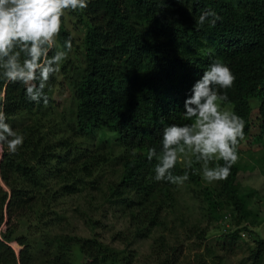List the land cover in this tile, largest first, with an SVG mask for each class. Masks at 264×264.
Masks as SVG:
<instances>
[{
  "label": "trees",
  "instance_id": "1",
  "mask_svg": "<svg viewBox=\"0 0 264 264\" xmlns=\"http://www.w3.org/2000/svg\"><path fill=\"white\" fill-rule=\"evenodd\" d=\"M205 10L220 16L215 27L207 22L198 25ZM79 15L87 29L84 51L78 54L81 64L70 65V60L60 64L44 89L47 106L42 100H29L22 83L0 80V109L6 122L24 137L15 154L6 148L0 154V181L4 185H0V225L8 224L0 236V264H33L38 244L27 236H16L20 221L32 220L33 227L42 224L44 233V228L56 225L52 218L57 216L54 207H59V199L79 196L75 216L92 235H70L66 228L59 234L47 233L41 245L51 251L47 264L75 263V249L82 258L78 264H133L132 251L113 243L124 241L130 247L132 241L152 235L165 223L174 201L175 184L154 179L156 161L147 159V149L159 150L165 125L190 122L183 119L184 100L214 59L226 63L235 76L231 88L219 91L228 97L224 106L245 121L238 153L250 136L264 133V0H90ZM69 37L61 27V47ZM67 90L77 102L71 128L64 130L50 122L54 129L47 134L41 120L21 128L14 126L23 112L51 115L53 95ZM253 100L259 103L256 117ZM58 130L64 135H52ZM110 164L118 169L113 183L105 185L107 193L98 179L102 168ZM184 171L181 163L173 169L176 175ZM188 171V181L198 182L196 165ZM240 172L238 164L233 165L231 175L221 183L220 197L229 198L224 206L230 210L218 208L219 198H210L207 193L213 213L218 208L219 214L214 215L217 221L230 214L231 221L241 225L246 218ZM99 194L110 212L115 211L114 217L131 223L129 235L125 236L123 228L117 230L110 245L97 232L100 226L105 229L106 223L91 214L99 209L95 203ZM225 236L231 243L241 237L236 231ZM255 242L250 260L264 264V239L255 238ZM12 244L19 247V253ZM164 245L151 251L152 264H178V257L167 255Z\"/></svg>",
  "mask_w": 264,
  "mask_h": 264
},
{
  "label": "clouds",
  "instance_id": "2",
  "mask_svg": "<svg viewBox=\"0 0 264 264\" xmlns=\"http://www.w3.org/2000/svg\"><path fill=\"white\" fill-rule=\"evenodd\" d=\"M87 5L88 0H0V80L22 83L29 100H42L47 106L44 89L73 47L71 37L62 47L58 43L62 17L66 10H83ZM220 19L216 12L205 10L197 23L215 27ZM234 82L230 67L219 58L195 81L183 106V119L190 122L165 125L159 150L147 149V159L156 161V181L182 185L189 180L188 170L194 164L200 165L199 174L208 183L231 175L239 160L238 145L244 140L245 121L224 107L228 97L219 90L231 88ZM23 141V135L13 130L0 109V154L5 148L15 154ZM177 163L184 165L182 175L173 173Z\"/></svg>",
  "mask_w": 264,
  "mask_h": 264
},
{
  "label": "rangeland",
  "instance_id": "3",
  "mask_svg": "<svg viewBox=\"0 0 264 264\" xmlns=\"http://www.w3.org/2000/svg\"><path fill=\"white\" fill-rule=\"evenodd\" d=\"M83 10H66L62 17V27L69 32L74 42V46L64 62L70 60L69 64L75 66L81 64L82 59L78 54H82L84 51V40L87 35L86 27L80 22L81 16L79 12ZM53 51L50 52V56L53 55ZM53 99L55 103L51 115L46 112L43 114L35 111L23 112L14 120V126L21 128L30 122H39L41 120V125L46 128L43 132L46 131L47 134L50 129H54V127L49 126L50 122H53V125H62L64 130L71 128L75 123L77 102L73 100L68 90L64 94L56 92L53 95ZM252 106L253 115L256 117L259 108L258 101L253 100ZM224 107L231 110L229 106L225 105ZM259 124L260 122H258ZM62 133V130L52 131V135L62 136L64 135ZM51 139L56 141V138ZM238 155L239 160L236 164L240 167V177L242 178L240 189L242 194L246 195L245 199L247 201L246 218L241 225H237L236 221H231V215L228 213H226L228 215H224V220V216L220 221L214 218V215L217 216L219 214V212L216 214L218 208L224 206L229 198L220 197L222 181L208 183L202 180L199 174L200 165L195 164L199 183L187 180L182 185L174 186L173 206L165 214V223L158 227L157 231L152 235H148L146 239L132 241V243L130 241L132 244L130 247H128V244L126 246L124 241L113 243L114 247L121 250H131L133 257L135 256L133 264H152L150 253L154 247L162 243H165L162 249L165 250L167 255L171 256L172 259L175 256L178 257V264H198L201 261L204 264H252L250 256L252 248L256 245L255 238L264 239V133L260 135L259 133L258 135L254 134L244 141L239 148ZM116 169L118 168L112 164L102 168V177L98 179V183H102L101 185L104 186L103 188L107 193L109 190L105 185L107 182L110 185L113 183ZM251 174H254V176H251ZM0 185L4 186L1 181ZM207 193L210 198H219L216 204L218 208L215 213H213L208 203ZM79 200L80 196L74 198L61 197L58 203L59 207H54L57 216L53 215L52 218L56 225L53 229L47 230V228H44V233L41 230L43 228L42 224L37 227L34 225L33 227L32 220L23 219L20 221L16 236H27L38 244V249L35 250L33 255V264H47L49 260L51 251L46 246H41L47 233L59 234L60 229L66 228L67 234L70 235L84 238H89L92 235L91 229L81 218L75 216V203H78ZM95 203L99 205V209L95 212L91 211V214L94 219H100L101 222L106 223L107 227L105 229L100 226V229L97 230L103 236L106 244H112L111 238L113 234L122 228L126 233L125 236L129 235L131 223L126 218L114 217L113 212L115 211L110 212V207L105 204L103 195L99 194ZM224 207L226 209L229 206ZM227 210H230V208ZM4 214L6 215L5 211ZM67 216L72 220V225ZM106 218L107 220L105 221ZM12 223L15 225L16 221H12ZM7 226L8 224L4 223L0 225V236L5 232ZM246 228H249L254 234L251 235ZM228 231L239 232L241 237L231 243L232 239L225 236ZM50 237H54V235ZM12 246L19 253V247L16 244H12ZM125 246L126 248L124 249ZM75 253V258H78L73 264L81 263L82 258L77 249H75Z\"/></svg>",
  "mask_w": 264,
  "mask_h": 264
}]
</instances>
